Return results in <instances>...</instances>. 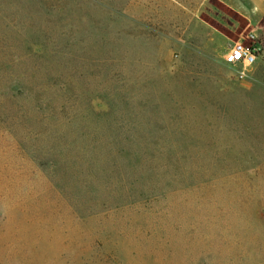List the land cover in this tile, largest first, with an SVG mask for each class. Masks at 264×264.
I'll return each instance as SVG.
<instances>
[{"label": "rangeland", "instance_id": "rangeland-1", "mask_svg": "<svg viewBox=\"0 0 264 264\" xmlns=\"http://www.w3.org/2000/svg\"><path fill=\"white\" fill-rule=\"evenodd\" d=\"M0 264H264V0H0Z\"/></svg>", "mask_w": 264, "mask_h": 264}, {"label": "built area", "instance_id": "built-area-1", "mask_svg": "<svg viewBox=\"0 0 264 264\" xmlns=\"http://www.w3.org/2000/svg\"><path fill=\"white\" fill-rule=\"evenodd\" d=\"M257 56L249 48L244 47L241 43L234 45L227 57V62L230 65L240 67L239 78L243 79L256 63Z\"/></svg>", "mask_w": 264, "mask_h": 264}]
</instances>
